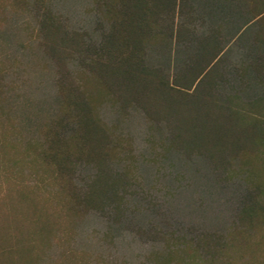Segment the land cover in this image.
Listing matches in <instances>:
<instances>
[{
  "label": "trees",
  "instance_id": "16d2710c",
  "mask_svg": "<svg viewBox=\"0 0 264 264\" xmlns=\"http://www.w3.org/2000/svg\"><path fill=\"white\" fill-rule=\"evenodd\" d=\"M54 1L0 0V24L23 17L56 77L52 99L32 98L0 70V120L32 163L15 172L57 194L69 228L38 219L0 257L75 259L78 228L96 215L106 245L149 246L139 264H264V0H92L99 42ZM132 110L148 123L141 151L118 131Z\"/></svg>",
  "mask_w": 264,
  "mask_h": 264
},
{
  "label": "rangeland",
  "instance_id": "374dc122",
  "mask_svg": "<svg viewBox=\"0 0 264 264\" xmlns=\"http://www.w3.org/2000/svg\"><path fill=\"white\" fill-rule=\"evenodd\" d=\"M92 6V0L54 1V10L63 16L71 29L85 32L89 36L88 40L99 42L101 20L92 12ZM24 21L23 17L15 16L0 24V70L6 72L5 81L14 90L18 91L20 87V92L29 93L32 98L50 100L55 95L56 77L53 65L38 49L37 44L27 37ZM234 54L235 60H238L240 55ZM101 115L109 125L117 123V113L111 107H104ZM7 121L0 120V246L6 244L12 247L18 237H23L26 241L30 233L32 237L35 236L40 224L38 219L51 223L57 234L62 229H68L69 223L63 215L62 206L57 204V194L53 191L44 193L33 190L27 171L24 169L23 172H15V167L12 166L15 162L28 169L32 163H28L22 146H12L8 142L13 126ZM120 129L118 131L133 138L138 151L146 148L148 123L142 111L132 110L121 120ZM104 225L98 216H87L78 228L75 259L65 255L67 258L61 256L53 264H85L87 257L85 254L83 257L80 251L90 253L92 258H102L117 264H139L145 260L149 246L136 242L131 237L120 240L116 249L106 245L102 240ZM63 241L62 238L61 243ZM35 251L38 252V249ZM16 253L0 257V264H34L36 256L33 252L28 257H23L24 259Z\"/></svg>",
  "mask_w": 264,
  "mask_h": 264
}]
</instances>
